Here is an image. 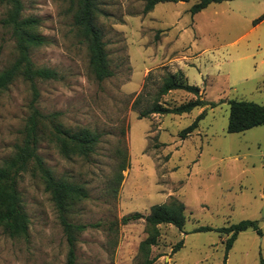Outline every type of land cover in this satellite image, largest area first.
<instances>
[{"label": "rangeland", "instance_id": "374dc122", "mask_svg": "<svg viewBox=\"0 0 264 264\" xmlns=\"http://www.w3.org/2000/svg\"><path fill=\"white\" fill-rule=\"evenodd\" d=\"M77 1L21 0L22 15L38 19L37 31L45 38L30 51L31 60L58 72L56 80L36 81V107L45 115L57 113L53 121L63 128L100 135L88 156L65 157L46 138L38 144L53 176L87 193L67 212L69 221L87 225L76 234L75 264H145L147 259L151 264H223L228 236L214 229L241 220L254 226L238 233L225 264H260L264 124L237 133L226 126L228 100L264 103V22L242 37L264 16L255 15L264 0L232 4L244 21L237 17L231 24L221 10L226 4L193 16L187 12L197 0L160 2L147 13L144 0H94L95 24L113 73L102 81L90 70L87 43L74 24ZM5 11L0 4V70L16 57L10 30L1 23ZM181 66H188V83L198 86L209 104L139 119L154 101L172 107L195 98L182 90L158 93L164 77ZM30 99L29 85L20 78L0 94V164L21 143ZM202 110L197 128L181 139L179 132ZM45 125L47 132L50 123ZM123 158L127 167L120 171ZM30 171L17 180L28 235L11 238L0 227V264H67L58 213L38 173ZM172 198L185 206L182 231L170 224L152 228L143 218L120 223L124 215H146L150 206ZM200 226L213 230L194 231ZM149 235H155V243L140 250ZM180 240L181 248L172 252Z\"/></svg>", "mask_w": 264, "mask_h": 264}, {"label": "trees", "instance_id": "16d2710c", "mask_svg": "<svg viewBox=\"0 0 264 264\" xmlns=\"http://www.w3.org/2000/svg\"><path fill=\"white\" fill-rule=\"evenodd\" d=\"M143 12L147 13L154 9V6L160 2H178L188 0H144ZM227 0H197L187 13L191 15L204 9L210 3H220ZM77 9L74 13V24L79 33L87 43L88 63L91 72L97 81H102L112 76L109 69L107 54L104 49V41L100 29L96 26L94 20L95 2L94 0H78ZM0 4L6 7L4 17L1 18L3 26L10 30L14 40L16 57L12 63L0 70V94L7 90L9 85L20 78L29 85L31 99L28 103V115L22 132L21 143L15 146V151L10 158L4 159L0 164V227L11 238H27L28 235V216L23 210L17 190V180L21 173L31 170L37 172L44 190L50 194L51 201L58 213V218L62 226L64 237L66 239L68 250L66 255L67 264H75V243L76 234L86 229L87 225L74 223L68 219V209L73 201L87 197L86 191L75 183L65 179L55 178L52 171L47 168L41 156L38 154V144L41 139L46 138L53 141L59 148L60 153L67 156H88L98 142L100 135L86 128L70 130L63 128L53 119L57 113L43 114L36 107L39 98V91L36 85L37 80H56L58 72L53 68L37 67L30 57V51L45 43V38L37 31L38 19L34 17H24L22 15L23 4L21 0H0ZM263 18L260 16L253 23H257ZM172 90H182L192 94L195 98L181 104L168 107L154 101L152 106L139 113L141 119L149 114H176L180 115L190 112L194 108H202L209 104L201 98L200 88L191 85L181 71L168 73L164 77L158 93L165 95ZM229 115L226 131L229 133L243 132L247 129L264 124V103L258 104L246 100H228ZM202 110L193 122L179 132L181 139L187 138L198 126V122L203 117ZM50 123L49 131H45V123ZM126 159V156H125ZM124 158L120 164V171L127 167ZM121 175H119L120 178ZM181 201L172 198L166 203L154 204L150 206L148 214L143 215L139 212H133L124 215L120 219L121 224H127L144 217L146 224L152 228L159 224H170L182 231L185 224V208ZM254 226L250 220H241L230 224L227 227L214 229L221 235H227L224 250V263L227 253L230 250L233 240L241 231ZM213 230L208 226H200L194 231ZM155 235H149L140 243V250L155 243ZM183 242L180 240L173 248L176 252L181 248ZM153 259H147L145 264H151ZM264 264V260H260Z\"/></svg>", "mask_w": 264, "mask_h": 264}, {"label": "crops", "instance_id": "0c3cea01", "mask_svg": "<svg viewBox=\"0 0 264 264\" xmlns=\"http://www.w3.org/2000/svg\"><path fill=\"white\" fill-rule=\"evenodd\" d=\"M238 0H227V1H223V2H220V3H210L209 5H207L204 9H202L201 11H199V12H197L196 14H194L193 16H195V15H197V14H201V13H204L205 12V10H207L208 8H209V6H214V5H216V4H226V8H223V7H221L222 9V11L224 12V13H226V19H229V23L231 24V21H236V18L238 17L239 18V22L241 21V20H243L244 21V19H243V17L241 16L242 15V12H241V9L239 8V7H234V6H232V4H236V2H237ZM216 6H218V5H216ZM214 8H216V7H214ZM264 8L263 7H261V9L260 10H258L256 13H255V15H259L261 12H263L264 13V10H263ZM214 12H216V10L214 11ZM217 13V12H216ZM241 14V15H240ZM254 15V16H255ZM246 20V19H245ZM264 22V16H263V18L260 20V22H259V24H262ZM259 24L257 23V24H253L249 29H247L244 33H243V36L242 37H245L246 35H248L249 33H253L254 31H255V29L256 28H258V26H259ZM193 26L195 27L196 25H195V23H193ZM246 27V26H245ZM178 35H179V33H178ZM188 67V66H187ZM187 67H178V69H177V71H181L182 73H183V75H184V78H186V68ZM186 80H187V78H186ZM187 82H188V80H187ZM190 84V83H189ZM200 112H198V114H199Z\"/></svg>", "mask_w": 264, "mask_h": 264}, {"label": "water", "instance_id": "95a60500", "mask_svg": "<svg viewBox=\"0 0 264 264\" xmlns=\"http://www.w3.org/2000/svg\"><path fill=\"white\" fill-rule=\"evenodd\" d=\"M261 216H262V220L264 219V203H263V206H262V210H261ZM145 216H143V219H144Z\"/></svg>", "mask_w": 264, "mask_h": 264}]
</instances>
